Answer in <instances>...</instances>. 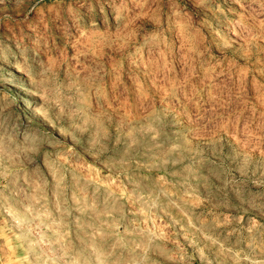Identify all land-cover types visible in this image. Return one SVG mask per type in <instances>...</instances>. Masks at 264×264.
Wrapping results in <instances>:
<instances>
[{"label":"rangeland","instance_id":"rangeland-1","mask_svg":"<svg viewBox=\"0 0 264 264\" xmlns=\"http://www.w3.org/2000/svg\"><path fill=\"white\" fill-rule=\"evenodd\" d=\"M0 264H264V0H0Z\"/></svg>","mask_w":264,"mask_h":264}]
</instances>
